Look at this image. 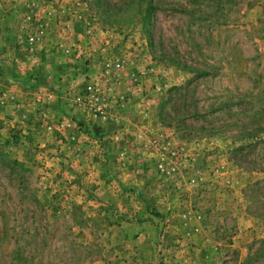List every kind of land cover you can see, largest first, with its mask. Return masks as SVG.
Segmentation results:
<instances>
[{
  "label": "rangeland",
  "instance_id": "obj_1",
  "mask_svg": "<svg viewBox=\"0 0 264 264\" xmlns=\"http://www.w3.org/2000/svg\"><path fill=\"white\" fill-rule=\"evenodd\" d=\"M106 1H60L31 42L47 7L0 0V264H90L133 222L161 264H190L196 234L213 264H264V0H160L147 24ZM117 58L95 116L77 98Z\"/></svg>",
  "mask_w": 264,
  "mask_h": 264
},
{
  "label": "crops",
  "instance_id": "obj_2",
  "mask_svg": "<svg viewBox=\"0 0 264 264\" xmlns=\"http://www.w3.org/2000/svg\"><path fill=\"white\" fill-rule=\"evenodd\" d=\"M253 7H263V4L258 2L256 4H253L251 9H255ZM100 40H102L101 37ZM2 56L3 50H0V57ZM7 64L8 66H11L12 70L14 68V70H16L17 72H23V68L25 66L21 63V60H15V58H13V60H8ZM0 65L2 66L1 62ZM29 68L31 69V67ZM16 87L19 86L16 85ZM5 118L6 117L2 113H0V127H2L6 122ZM3 130L4 129H0V134H3ZM1 140L2 136H0V141ZM100 201H108V206L112 205L109 204V198H102ZM135 223L136 222H133L131 226L127 227L125 230L122 229L123 232L125 231L126 233H128V236L130 237L128 240H110L108 243H106V245H110L111 250L100 258H95L90 264H161L162 259L160 250H162V244H160V240H158V238H151L154 235L155 226H150L147 223L144 225L140 224L135 226ZM118 230H116L115 232H117ZM122 230L119 231L122 232ZM243 231L244 229H241L240 233H242ZM148 236H150V239ZM215 241L216 240H213L211 236L208 237L207 235L204 236L203 234H196L195 238L192 237V243H195L196 247H192L194 248L193 251L195 253L194 255H192V261L190 264H213V256L216 260L220 258L216 257L212 250V244ZM197 252H199L200 254H197Z\"/></svg>",
  "mask_w": 264,
  "mask_h": 264
},
{
  "label": "built area",
  "instance_id": "obj_3",
  "mask_svg": "<svg viewBox=\"0 0 264 264\" xmlns=\"http://www.w3.org/2000/svg\"><path fill=\"white\" fill-rule=\"evenodd\" d=\"M60 1L64 0H32L33 8L47 7L46 19L41 21L39 18L30 16L29 19L33 20L36 33L28 35L27 39L31 42L40 41L44 37L45 27L49 25L53 16V10L49 9L57 5ZM82 17V15H80ZM125 70V59L117 58L109 61L105 60L102 64V71L100 75L92 76L90 86H88L87 93L79 96L77 102L81 104L86 110L95 116L106 117L108 114L107 107L110 105V100L113 98V89L115 83L120 81ZM132 81L135 85L140 84L139 73L133 72L131 74Z\"/></svg>",
  "mask_w": 264,
  "mask_h": 264
},
{
  "label": "trees",
  "instance_id": "obj_4",
  "mask_svg": "<svg viewBox=\"0 0 264 264\" xmlns=\"http://www.w3.org/2000/svg\"><path fill=\"white\" fill-rule=\"evenodd\" d=\"M96 3L99 0H95ZM160 0H122L121 4L119 3H110V1H106V5L100 4V10H102V13L105 14L108 18L115 17L119 18L120 16H124L125 13L131 14L129 17L130 20H133L136 16H139L138 19H140L144 24H147V22L152 18L156 11L161 9L163 5L160 3ZM220 3V2H219ZM186 10V9H185ZM126 18V17H124ZM111 19V18H110ZM116 24H120V21L117 19ZM127 22V19L124 20L125 24ZM116 26V25H115ZM149 33V31H148ZM178 66H184V68H189L186 65H183L180 61H175ZM190 69V68H189ZM205 74V71H203Z\"/></svg>",
  "mask_w": 264,
  "mask_h": 264
}]
</instances>
